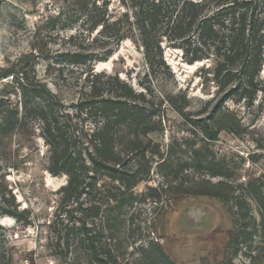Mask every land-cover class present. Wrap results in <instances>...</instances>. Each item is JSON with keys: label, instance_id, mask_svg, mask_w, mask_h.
Wrapping results in <instances>:
<instances>
[{"label": "trees", "instance_id": "1", "mask_svg": "<svg viewBox=\"0 0 264 264\" xmlns=\"http://www.w3.org/2000/svg\"><path fill=\"white\" fill-rule=\"evenodd\" d=\"M70 1L73 15L68 16L69 26L79 21V35L85 39H90L99 29L92 41L101 48L132 40L144 54L146 76L162 80L174 77L165 60L163 42L167 41L171 47L183 50L184 61L190 65L214 61L213 72L202 71L214 75L219 95H223L225 102L245 100L254 105L261 94L264 105V79L261 78L264 0H118V6L112 10L113 0ZM112 55L113 50L109 48L96 53L79 47L66 53L72 64L85 66L108 61ZM14 74L15 71H7L4 77L15 78ZM103 76L94 67L87 75L89 99L81 101L78 108L81 112L90 109L96 120L93 128H83L81 132L69 124L71 114L46 83L37 79L29 82L24 73L23 82H19L27 112L28 103L34 101L36 105L28 114L36 116L42 123V136L51 153L49 171L55 176L66 174L69 177L68 184L60 190L61 212H68L69 221L66 225L62 223L61 233H65L57 240L59 254L68 253L72 240L85 252L88 264H177L151 238L137 246L138 256L130 263L126 260L128 248L123 240L130 230V222L134 224L140 214L138 205L161 201L166 193L167 178H179L190 165L206 168L210 178L221 180L214 184L216 191L188 187L184 189L185 193L214 196L232 209L236 208L238 231L230 244L231 256H238L241 247L256 233L263 242L264 172L258 178L238 185L245 187L247 196L235 195L233 183L237 173L225 159L217 161L208 148L222 131L238 135L241 121L235 112L225 106L218 108L211 119L216 127L206 125L203 128V145L195 148L196 144L192 143L189 158L181 164L173 157L175 141L166 151L157 144L150 145L154 143V134L165 131V106L181 117L189 118L191 100L187 93L166 87L161 96H152L148 100L118 73L108 76L105 82L100 79ZM10 104L9 99L0 94V115H5L6 120V124H0V129L4 127L2 133L14 130L22 122L19 107L15 105L14 109H9ZM118 140L122 143L120 150L116 147ZM152 172L160 173L166 181L148 186L141 193L136 192L140 183L152 179ZM205 183L213 184L211 180ZM250 199L256 202L259 217L250 213ZM71 202L76 203V207L64 211ZM132 209L135 211L129 216ZM61 221L66 219L62 217L58 223ZM143 228L139 223L138 236ZM119 239L114 247L112 242ZM63 241L66 242L64 247ZM250 251L253 252L251 246ZM252 252L245 254L248 261L242 264H259L263 256L255 257Z\"/></svg>", "mask_w": 264, "mask_h": 264}, {"label": "rangeland", "instance_id": "2", "mask_svg": "<svg viewBox=\"0 0 264 264\" xmlns=\"http://www.w3.org/2000/svg\"><path fill=\"white\" fill-rule=\"evenodd\" d=\"M70 2L0 0V94L9 99V109H14L15 105L19 107V118L22 120L14 130L0 132V264H88L85 252L77 242L70 240L72 246L64 256L56 249L59 235L65 233H61L62 223L66 225L69 221L68 212H61L60 193L61 188L68 184L69 177L66 174L55 176L49 171L51 153L42 136V123L36 116L28 114L36 105L34 101L28 103V112L24 107L26 102L19 85L23 82V73L29 82L34 79L42 81L57 94L62 106L71 114L69 124L79 132L95 125L96 119L90 109L81 112L78 108L81 101L89 99L86 78L93 67L97 73L104 75L100 77L102 82L118 73L122 80L131 84L137 92L145 94L148 100L152 96H161L166 87L175 91L182 89L191 100L189 118L181 117L165 106V131L154 134V143L150 145L157 144L166 151L175 141L173 157L181 164L189 158L192 143L196 144L195 148L203 145V128L213 126L211 119L217 109L228 107L240 119L241 129L238 135L220 132L208 148L217 161L225 159L237 173L233 183L235 195L247 196L245 187L238 185L254 180L264 172V105L261 104V94L254 105L245 100L229 99L225 102L223 95H219L214 75L202 71L208 69L213 72L214 61L197 62L192 69L189 66L193 65L184 61L183 50L171 47L167 41L163 42L165 60L174 77L162 80L146 76L144 54L132 40L101 48L92 41L99 29L90 39H85L79 35V21L69 26L68 16L73 15ZM117 6L118 0H113L111 10ZM79 47L96 53L109 48L113 50V55L108 61L93 65L72 64L66 53ZM7 71H15L16 77H4ZM261 78L264 79V69ZM105 92L104 95H107ZM4 117L0 115V124H6ZM116 147L122 149L120 140ZM151 176V180L136 187V192L141 193L148 186L166 181L158 172H152ZM206 180H211L213 184H206ZM220 180L210 178L206 168L193 165L177 179L168 177L164 187L166 193L161 201L138 205L140 214L134 224L130 222V230L122 239L128 248L126 260L133 262L138 256L137 246L149 238L155 241L158 237L160 241L157 243L177 264H242L248 261L245 254L252 252L250 246L253 256H263L258 263L264 264V240L261 242L257 233L248 239L247 245H241L238 256H231L230 244L238 231L235 207L232 209L214 196L184 192L188 187L216 191L214 184ZM195 182L200 184L195 185ZM248 205L250 213L259 217L256 202L250 199ZM75 207L76 203L71 202L64 207V211ZM134 211L132 209L129 216ZM62 217L66 221L59 224ZM257 222L260 223L259 220ZM139 223L144 227L141 236L137 234ZM120 239L112 245L115 247ZM62 245L64 247L66 242L63 241Z\"/></svg>", "mask_w": 264, "mask_h": 264}, {"label": "bare ground", "instance_id": "3", "mask_svg": "<svg viewBox=\"0 0 264 264\" xmlns=\"http://www.w3.org/2000/svg\"><path fill=\"white\" fill-rule=\"evenodd\" d=\"M197 66V65H196ZM195 65H193V66H189L190 68H192V69H194L195 67H196Z\"/></svg>", "mask_w": 264, "mask_h": 264}, {"label": "built area", "instance_id": "4", "mask_svg": "<svg viewBox=\"0 0 264 264\" xmlns=\"http://www.w3.org/2000/svg\"><path fill=\"white\" fill-rule=\"evenodd\" d=\"M155 241L159 243L160 240H159L158 237H157V238H155Z\"/></svg>", "mask_w": 264, "mask_h": 264}, {"label": "water", "instance_id": "5", "mask_svg": "<svg viewBox=\"0 0 264 264\" xmlns=\"http://www.w3.org/2000/svg\"><path fill=\"white\" fill-rule=\"evenodd\" d=\"M263 69H264V66H263Z\"/></svg>", "mask_w": 264, "mask_h": 264}]
</instances>
